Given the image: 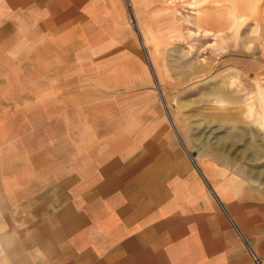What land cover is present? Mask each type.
Segmentation results:
<instances>
[{"label": "crops", "instance_id": "0c3cea01", "mask_svg": "<svg viewBox=\"0 0 264 264\" xmlns=\"http://www.w3.org/2000/svg\"><path fill=\"white\" fill-rule=\"evenodd\" d=\"M239 1L0 0V64L23 58L54 123L3 181L4 216L24 232L19 262L264 264V163L196 158L190 115H172L158 86L162 112L116 110L92 62L114 31L131 36L129 21L147 57L203 44L255 18Z\"/></svg>", "mask_w": 264, "mask_h": 264}, {"label": "rangeland", "instance_id": "374dc122", "mask_svg": "<svg viewBox=\"0 0 264 264\" xmlns=\"http://www.w3.org/2000/svg\"><path fill=\"white\" fill-rule=\"evenodd\" d=\"M239 4L252 5L255 18L242 15L224 33H203V44L179 40L171 55L147 57L132 37L130 21L129 38L126 30L114 31L115 39L106 41L103 55L92 59L105 70L101 76L110 86L104 94L114 99L109 106L131 115L154 112L157 106L162 112L158 86L172 115L181 120L185 113L191 116L189 142L196 158L264 163V0H240ZM25 64L22 57H6L0 64V230L13 228L6 232L10 241L0 240V260L6 264H25L19 262L25 251L10 253L23 242L24 232L12 222V210L4 216L7 186L3 181L13 174V157L25 154L17 152L39 146L41 131L54 126L47 119L50 105L34 103L39 82ZM98 68L97 78H101Z\"/></svg>", "mask_w": 264, "mask_h": 264}]
</instances>
